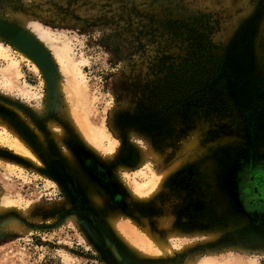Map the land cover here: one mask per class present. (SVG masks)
<instances>
[{
    "label": "rangeland",
    "instance_id": "obj_1",
    "mask_svg": "<svg viewBox=\"0 0 264 264\" xmlns=\"http://www.w3.org/2000/svg\"><path fill=\"white\" fill-rule=\"evenodd\" d=\"M0 20L67 51L103 137L71 122L63 73L50 93L0 36V264H264L239 192L264 165V0H0Z\"/></svg>",
    "mask_w": 264,
    "mask_h": 264
},
{
    "label": "bare ground",
    "instance_id": "obj_2",
    "mask_svg": "<svg viewBox=\"0 0 264 264\" xmlns=\"http://www.w3.org/2000/svg\"><path fill=\"white\" fill-rule=\"evenodd\" d=\"M1 20H0V36L3 38H6V39L8 38V40H11L13 43L11 41H9V42H11V44L17 50H21L23 48L26 49V50L24 49V51L27 52L29 58L26 55L25 56L22 55V56H19L20 60L23 62H27V64H29V66L36 73H39V69L37 67L41 68L40 70L42 73H44L45 78H46V81H44V82L47 85L50 93H53V91H54L55 72L57 74L63 73L64 78H65L64 81H65V85H66L65 87H63L64 88L63 92H66V94L69 96V99H68L69 104H70V109H68L69 118L71 119V122L73 124H76L77 128H79L80 126L82 127V128L80 127L81 130H79V129L77 130V128H75V130H77L78 132L81 131L80 135L82 134V137H84V139L86 138V141L88 140L91 145H96L95 147H97V146L99 147V144H101L99 142L101 141V139L103 137H102V135H98V137H97V135L91 136V134H90V132L91 131L93 132L94 129L92 126L88 125L87 122H85V118H86L85 106L79 99L80 94H81L80 88L82 86L81 76L79 74V71L75 70L74 67H72L70 59H69L68 54H67V51L64 48L59 47V45H57L55 43V41H53L51 39L45 40L43 38L44 36L42 35V37H41L39 34H37L33 30V28H31L30 25L27 27L26 26L27 23H26V21L24 22V20L20 24L22 26H24L27 30H29L28 32L31 33L27 37L25 36L24 32L20 31L21 29H23V27L22 28H21V26L18 27V28H21L19 30L14 25L9 24L8 21L3 22L4 20L3 21H1ZM10 23H12V22H10ZM31 36H33V41L30 39ZM45 38H47V37L45 36ZM35 40H37L40 43L39 47L37 46L36 43H34ZM29 41H31L32 43H30ZM41 45L44 46L49 52H51L52 58L50 60L47 59V56L44 53L45 51L43 50L44 48L43 47H41L43 49L40 48ZM8 49L9 48L5 47L3 44L0 43V56L8 58ZM10 61L12 64L9 66L8 69H6L2 72V75L5 78L6 77L9 78L8 86L13 87V85H14L13 83H15L17 80H12V79H14V78L16 79V77H18V75H19V73L17 72V69L15 68V67H18L19 62L14 60V59H10ZM13 69H14V72H13ZM14 86H16V85H14ZM62 86H64V85H62ZM61 91H62V88H61ZM81 121L85 122L84 125L81 124ZM73 124H71V125H73ZM78 125H79V127H78ZM110 147L112 149V144L110 146H108V149H107L108 151H109ZM14 149L21 156H23L25 158L30 157V153L27 150H25V148L22 147L21 144L19 145L16 143V145H14ZM99 149H101V148H99ZM160 179H162V178H156L155 176L151 177V179H149V181L145 184V185H148L146 191H148V189H149V191H151L152 187L155 186L157 180H160ZM139 187L140 186H138V185L135 186L134 191L137 192V195H142L144 192H146V191H144V192L140 191ZM89 196H90L91 201L94 204H97V205L100 204L99 199L96 198V195L90 194ZM5 204H6V202L4 203V205ZM1 210H3L2 205H0V211ZM109 223L113 227V229H115V231H117V234H119V236L122 237L123 240L126 241L132 249L137 250V248H144V246H146V245L150 246V243L147 244L143 239H140L134 235L132 236L133 233H131L130 228L128 229L127 227L123 226L122 224L116 223L115 220H113L112 218L109 219ZM13 224L15 225V223H13ZM151 252L153 253L154 251L149 250L146 252V254H151ZM161 252L164 254H168L169 249H167L166 247L162 248ZM164 254H162V256Z\"/></svg>",
    "mask_w": 264,
    "mask_h": 264
},
{
    "label": "flooded vegetation",
    "instance_id": "obj_3",
    "mask_svg": "<svg viewBox=\"0 0 264 264\" xmlns=\"http://www.w3.org/2000/svg\"><path fill=\"white\" fill-rule=\"evenodd\" d=\"M244 180L245 185L239 187L243 205L253 214L264 217V165L250 166Z\"/></svg>",
    "mask_w": 264,
    "mask_h": 264
},
{
    "label": "water",
    "instance_id": "obj_4",
    "mask_svg": "<svg viewBox=\"0 0 264 264\" xmlns=\"http://www.w3.org/2000/svg\"><path fill=\"white\" fill-rule=\"evenodd\" d=\"M3 33V32H2ZM6 39V38H5ZM6 40H8V38L6 39ZM8 41H11V40H8ZM12 42V41H11ZM13 43V42H12Z\"/></svg>",
    "mask_w": 264,
    "mask_h": 264
}]
</instances>
